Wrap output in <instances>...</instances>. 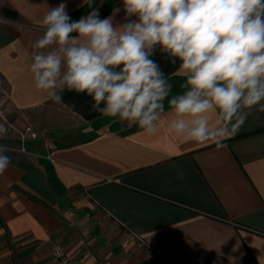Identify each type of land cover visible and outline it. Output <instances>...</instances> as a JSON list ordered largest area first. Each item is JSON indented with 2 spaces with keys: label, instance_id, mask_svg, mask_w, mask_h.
I'll list each match as a JSON object with an SVG mask.
<instances>
[{
  "label": "crops",
  "instance_id": "0c3cea01",
  "mask_svg": "<svg viewBox=\"0 0 264 264\" xmlns=\"http://www.w3.org/2000/svg\"><path fill=\"white\" fill-rule=\"evenodd\" d=\"M61 2L0 0V107L38 132L24 144L9 130L0 139L12 157L0 175V264H57L54 241L78 264H165L129 230L173 264H264V112L217 150L171 134L167 109L147 136L55 104L29 66L47 7ZM66 3L68 13L84 6ZM115 9L123 23L122 0L106 17ZM169 81L180 90L179 67Z\"/></svg>",
  "mask_w": 264,
  "mask_h": 264
},
{
  "label": "clouds",
  "instance_id": "9594fccd",
  "mask_svg": "<svg viewBox=\"0 0 264 264\" xmlns=\"http://www.w3.org/2000/svg\"><path fill=\"white\" fill-rule=\"evenodd\" d=\"M82 5L90 11L79 20L66 0L47 7L32 45L35 89L55 104L65 91L84 94L101 117L147 136L157 134L167 109L171 134L217 150L253 110L264 112V0H122L123 23L114 19L121 9L101 18L96 0ZM158 54L178 64L179 91ZM7 131L0 124V139ZM10 151L0 144V175Z\"/></svg>",
  "mask_w": 264,
  "mask_h": 264
},
{
  "label": "built area",
  "instance_id": "2783aa9c",
  "mask_svg": "<svg viewBox=\"0 0 264 264\" xmlns=\"http://www.w3.org/2000/svg\"><path fill=\"white\" fill-rule=\"evenodd\" d=\"M0 113L3 114L2 116H0V122H3L6 125L7 129L11 133H13L15 135L17 134L23 143H25L30 138H36L38 136L37 132L31 126H26L25 128H22V127H19L14 122H12L9 118L7 110L4 109L3 107H0ZM21 149L25 151L24 146H22ZM50 158L52 159V161H55L54 158H52V157H50ZM116 181H120V180L117 179ZM128 234H129V239L132 242H136L137 244H139L141 246H145L147 248L148 252L151 255H153L155 258L164 262L165 264H173L167 258H165L160 252H158L151 245H149L146 242V239L142 235L138 234L137 232H135L133 230H129ZM57 246L62 250V255L59 257L55 256V254H54V249ZM51 258L57 264H78V260L73 255H71L69 253L67 246H65L63 243L57 242V241L52 242Z\"/></svg>",
  "mask_w": 264,
  "mask_h": 264
},
{
  "label": "trees",
  "instance_id": "16d2710c",
  "mask_svg": "<svg viewBox=\"0 0 264 264\" xmlns=\"http://www.w3.org/2000/svg\"><path fill=\"white\" fill-rule=\"evenodd\" d=\"M101 0H96V7L100 4ZM118 0H108L100 9V17L105 18L110 11L114 8ZM90 9L87 5L82 6L78 10L69 13L73 20H79L81 16L87 15ZM155 59L160 63L164 72L168 75V73L175 68L177 65H171L159 54L155 57ZM63 103L73 105L74 110L79 112L85 119L93 120L101 117V115L92 109V100L90 97L84 94H76L75 92L65 91L63 94Z\"/></svg>",
  "mask_w": 264,
  "mask_h": 264
},
{
  "label": "rangeland",
  "instance_id": "374dc122",
  "mask_svg": "<svg viewBox=\"0 0 264 264\" xmlns=\"http://www.w3.org/2000/svg\"><path fill=\"white\" fill-rule=\"evenodd\" d=\"M108 0H102V3H101V1H100V4L97 6L99 9L107 2ZM179 67V66H178ZM178 67L177 68H175L174 70H172V71H170L169 73H168V77H170V76H173L174 75V73H175V71L178 69ZM63 104V103H62ZM67 106H71V107H73V105H70V104H67ZM74 108V107H73ZM10 118V117H9ZM26 127V126H25ZM25 127H23V128H25ZM37 134H38V132H37ZM16 136L18 137V135L16 134ZM19 138V137H18ZM24 144V143H23Z\"/></svg>",
  "mask_w": 264,
  "mask_h": 264
}]
</instances>
